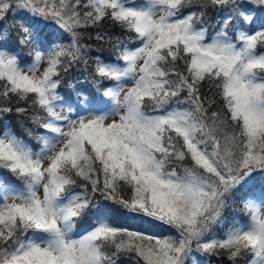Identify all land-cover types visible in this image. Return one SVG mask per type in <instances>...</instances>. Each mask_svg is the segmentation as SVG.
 <instances>
[{"label": "snow or ice", "instance_id": "snow-or-ice-1", "mask_svg": "<svg viewBox=\"0 0 264 264\" xmlns=\"http://www.w3.org/2000/svg\"><path fill=\"white\" fill-rule=\"evenodd\" d=\"M106 24L95 39L115 61L94 72L112 86L65 99L61 73L87 65L82 41ZM13 113L38 145L3 123ZM236 197L249 218L218 235ZM194 252L264 264V0H0V264Z\"/></svg>", "mask_w": 264, "mask_h": 264}, {"label": "trees", "instance_id": "trees-1", "mask_svg": "<svg viewBox=\"0 0 264 264\" xmlns=\"http://www.w3.org/2000/svg\"><path fill=\"white\" fill-rule=\"evenodd\" d=\"M219 19L220 18L218 16L209 18L208 24L206 25V27H208L209 33L213 31L215 32L219 31V27H218ZM212 29L214 30L212 31ZM97 31H103L109 34H113L115 30L112 28L110 24H106L98 28L89 29V35L85 36V38L82 41V43L89 45V48L86 53V59L88 61L87 65L83 61H81L79 64L70 68L67 73H63V72L61 73L64 82L60 85L59 91L61 95L65 97V99H68V97L70 96L71 99L75 101L77 99V92H81L82 97L89 96L90 93H94L95 95L102 96L104 91V86L110 87L111 84L110 82L105 81L104 86H100L95 82L96 81V76L94 72L95 58L97 56H100L101 59H105V61L109 63L115 61V55L113 54V51L110 48L108 42L97 41L95 39V35ZM229 33L233 35L232 32ZM115 34L119 35L118 32H115ZM67 42H68L67 40L58 41V43H67ZM23 54L25 57H28V62H31V58L28 56L27 50H25ZM20 106L22 107L25 106L24 102L21 101ZM3 123L5 125H8L10 129L15 131L18 135H20L21 138L30 142L31 145L33 146L38 145L39 142L35 140L34 136L37 132L42 133L43 130L38 129L37 126L33 124L31 114L25 117L13 113L9 116L8 119H4ZM29 129L34 130V134L31 137L28 136L27 134V130ZM36 150H39L38 147H36ZM19 183L22 182H18L17 184ZM245 199L236 197L228 201V206L224 210L225 223L223 225L217 226V229H219V232L217 233L218 235L222 233L224 230H226L227 227H231L233 223L239 224V223H244L248 220L249 218L248 214L244 210ZM125 223H131L132 225L137 227L142 226L143 230H146L148 233L152 235L166 236L174 233L168 231L165 228L150 226L146 223L141 225V222L138 220L125 222ZM204 257L209 259L214 264H229L227 256L209 257L206 254H204Z\"/></svg>", "mask_w": 264, "mask_h": 264}, {"label": "rangeland", "instance_id": "rangeland-1", "mask_svg": "<svg viewBox=\"0 0 264 264\" xmlns=\"http://www.w3.org/2000/svg\"><path fill=\"white\" fill-rule=\"evenodd\" d=\"M212 30H214V29H212ZM44 66H46V64H45ZM41 70H42V69H41ZM128 86L130 87L131 84H129ZM30 137H31V136H30ZM174 234H175V233H173V234H169V235H174ZM169 235H166V236H169ZM155 236L161 237L162 235H155ZM202 254H203V253L194 252V253H193V258H194L195 260H197V261L199 262V264H210V262L207 261V260H204V259H198L199 256L202 255ZM189 264H191V262H189Z\"/></svg>", "mask_w": 264, "mask_h": 264}]
</instances>
